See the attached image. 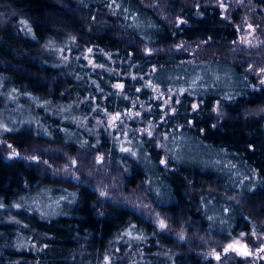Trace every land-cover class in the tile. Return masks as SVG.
<instances>
[{"label": "clouds", "instance_id": "clouds-1", "mask_svg": "<svg viewBox=\"0 0 264 264\" xmlns=\"http://www.w3.org/2000/svg\"><path fill=\"white\" fill-rule=\"evenodd\" d=\"M51 2L53 7L46 10L44 16L53 22L52 28L55 32L45 30L38 36L26 19H20L14 25L19 29L17 36L22 33L35 49L30 52L27 49L12 48L11 51L21 62H0L5 69L11 68L15 75L36 80L40 88L46 86L47 93L45 98L44 93L21 92L20 85H15L14 75L0 72V99L5 106L0 109V151L6 146L5 162H31L42 166L45 176L49 175L47 170L50 169L54 180L67 186L64 191L68 195L59 197L57 206L61 201H68L73 206L80 203L83 206L91 196L93 199L89 208L93 217L100 222L113 219L114 212L130 214L127 223L134 226L131 236L126 230L114 236L104 252L97 253L95 264H115L118 259L115 253L119 252L115 248L116 241L125 237L137 241L147 239L149 234L137 228L131 217L149 224L152 236L168 234L179 242L195 238L207 245L208 240L198 231H188L197 225V221L188 215L190 210L187 206L175 195L165 205L163 197L166 194L179 192L187 197L195 208L193 215L199 214L206 220L209 229L231 228L237 209L243 211V189L251 191L259 182L255 179L256 170L248 168L254 178L249 181L248 175L238 167V162L227 159L226 149L221 148L219 152L212 153L204 145L205 141L213 139L217 134L221 137L227 136L223 124H231L233 129L237 124H242L241 113L245 117L264 113V106L252 112L241 106L237 113L239 91L220 86V82L226 80L241 84L244 89L250 87L253 92L264 93V4H259L256 0H203L205 4L211 3L219 7L223 20L236 25L238 29H246L242 35L245 38L250 37L241 41L246 44L244 56L248 59L239 62L241 71L237 73L221 62V56L239 51L238 48H226L219 54L212 49L211 56L218 62L215 66L212 65L211 57L199 62L175 59V54L182 53H195L198 59L201 53L209 51L206 46L212 41L211 35L204 39L190 40L184 38V31L181 29V25L187 29L198 27L189 23L186 9H195L192 15L198 19L205 18L199 10L201 0ZM237 8L241 9L238 24L232 20V13ZM8 15L17 13L12 11ZM5 20V12L0 11V27ZM98 36H108L116 41L118 47L105 51L94 42L93 38ZM0 42H4L3 36H0ZM128 48L135 51L125 57L123 53ZM97 53L111 63H97L93 58ZM160 54H165V63H171L173 68H183L185 63H189L193 65V70L180 76H169L167 81L163 77L154 76L164 70L163 65H149L146 73L132 71L142 64H148ZM137 55L139 60L135 59ZM114 56L117 59H113ZM81 59L86 63L81 64ZM117 62L126 65L128 70L121 71V68L115 67ZM28 65H34L37 71H30ZM77 68L80 70L76 71ZM97 69H102L117 79H105ZM91 73H95L100 79H94ZM145 75L148 76L147 80H144ZM85 77L88 85L85 95L81 96L79 91L69 90V78L81 82L80 87L83 90ZM120 77L144 81L139 86L133 85L135 93L147 88L151 89L152 94L143 100L135 93L130 96L125 92L126 85ZM249 77H255L256 83L253 84ZM101 80L111 91L101 86ZM157 80H161L163 86ZM5 81H8V87H5ZM62 82L65 87L59 91L60 100L54 103L50 97L56 91V86ZM93 86L95 92L100 94L102 102L109 96H116L130 100L132 107L122 112H108L103 103H96ZM21 97L27 98L32 106L31 110L20 103ZM247 99L252 100L253 97L249 96ZM153 101L159 103L154 104ZM9 104L13 105L11 109H8ZM37 107L44 109L45 116L51 115L61 121L74 123L92 139L46 122L35 111ZM85 108L90 111H85ZM142 113H148V118L144 119ZM117 114L119 118L113 120L112 117ZM133 119L137 122L136 128L127 123ZM23 125H34L35 129H27L33 138L21 150L14 147L9 140H16L17 135L25 130ZM242 126L247 128V124ZM260 128L264 131V120L260 122ZM101 129L111 142V147L103 146ZM112 130H116L119 135H114ZM57 131L62 134L61 139H57ZM8 133L12 134L10 138L6 137ZM39 137L45 138V141L41 142ZM186 141L198 143L202 151L192 154L185 148ZM117 147L118 153L114 151ZM202 155L220 157L213 165L215 172L200 168L199 160ZM197 172L200 175L198 185L195 183ZM177 180L183 181V188L176 183ZM24 206L22 203H13L16 208ZM3 207L5 205L0 200V208ZM160 221L164 222V228L160 227ZM259 223L264 224V218ZM253 231L254 234L261 235L256 232L255 222ZM135 233L139 235H134ZM240 235L242 237L244 233L241 232ZM73 239L75 243H79L76 237ZM77 254H82L79 249L69 251L68 260L71 264H79L76 261ZM135 255L133 253L130 257V264H136ZM157 255L167 256L171 260L175 253L165 250ZM209 255L210 252L204 253L205 258ZM12 264L20 262L13 261Z\"/></svg>", "mask_w": 264, "mask_h": 264}, {"label": "trees", "instance_id": "trees-1", "mask_svg": "<svg viewBox=\"0 0 264 264\" xmlns=\"http://www.w3.org/2000/svg\"><path fill=\"white\" fill-rule=\"evenodd\" d=\"M259 4H264V0H256ZM53 7L51 0H0V11L5 12L6 20L3 26L0 27V36H3L4 42H0V62L11 61L13 64L20 63L21 61L17 56L11 51L12 48L15 49H27L32 52L35 46L24 38L23 34L19 32L17 27H14L20 19H26L36 30L37 35L40 36L45 30L55 32L52 28V21L48 20L44 16V12ZM204 14V19H198L192 15L195 9H186V18L189 20L190 24L198 25L197 28L187 29L184 25H181V29L184 31V38L195 40L197 38L204 39L208 35L212 36V41L206 47L209 49L208 52H203L199 55L195 53H182L175 54L176 61H190L197 60L204 61L211 57L212 65L215 66L218 62L215 57L211 56V50L215 49L217 53L223 52L226 48L240 49L239 51H233L231 53H225L221 56V62L225 65L231 67L235 72L239 73L241 69L238 64L241 60H246L248 57L244 56V50L246 45L240 46L239 44L243 32L246 29H238V27L230 22L223 20L221 16V10L219 7L208 3L205 4L201 0V6L199 9ZM15 11L17 15H8V13ZM240 8H237L232 13V20L239 22ZM167 33V29H165ZM170 37V33L168 34ZM180 33H177L179 36ZM94 42L99 45V47L104 48L105 51L113 50L118 47L115 40L110 39L108 36H98L94 37ZM232 41H236V44H232ZM248 51H255L254 49H247ZM135 50L128 48L123 55L126 57L128 53H132ZM226 56H230V59H226ZM94 60L97 63L110 64L104 56L97 53L94 55ZM113 59H117L116 56ZM135 59L139 60L140 57L137 55ZM259 59V58H257ZM167 57L165 54H160L159 57L154 58L148 64H142L137 68L132 69L133 72L146 73L149 65H163L164 70L154 74V76L163 77L164 81H167L169 76H180L186 72H191L193 70V65L185 63L183 68H173L171 63H165ZM81 64L86 63L83 59L80 61ZM115 67L121 68V71H127V66L122 65L120 62L115 64ZM28 68L32 72H36L37 68L34 65H28ZM80 69L77 68L76 71ZM67 71V70H65ZM88 71V69H85ZM105 79H111L115 81L117 78L110 76L108 73L104 72L102 69H97ZM0 72H4L8 75L15 76V85H20V91H30L34 94L44 93L45 98H47V93L45 88H40L38 82L26 76L15 75L11 68L5 69L0 63ZM94 79H100L95 73H91ZM123 80L125 87V92L130 96L135 93V86H139L144 81L139 79L133 81L129 77H120ZM148 76H144V80H147ZM253 84L256 83L255 77H249ZM87 77L83 82V90H81V82L76 81L74 78L68 79V85H71L70 91H79L80 95L83 96L88 90V85L86 83ZM157 83H163L161 80H157ZM13 85V86H15ZM8 81H5V87H8ZM101 86L105 87L106 90L111 91V89L104 84L101 80ZM220 86L228 89L232 88L233 91H239V96L237 97L236 112L239 113L241 106L247 109L249 112L264 106V93H256L249 87L247 89L243 88L241 84H234L228 81L220 82ZM65 87V84L56 86V91L52 93V101L58 102L60 100L59 91ZM243 89V90H241ZM92 92L95 94L96 103H103V106L108 112H122L132 107L130 100H124L121 97L109 96L105 101H101L100 94L95 92L94 86L92 87ZM151 89H142L141 92L135 93L140 99H146L151 95ZM252 96V100L247 98ZM67 100V97L64 98ZM175 100V96H173ZM25 101L23 104L25 106L32 107L30 102L26 97L20 98V103ZM154 104L159 102L153 101ZM4 103L0 99V109H3ZM13 105L9 104L8 109H11ZM37 107L36 112H40ZM139 108V105H137ZM85 111H90V109L85 108ZM41 112H43L41 110ZM144 119L148 118V113H142ZM51 117V118H50ZM58 118L49 116V120L46 122L57 124ZM264 120V113H260L259 116L249 115L245 117L241 113L242 124H247V128L243 127L242 124H237L233 129L231 124H223L227 136L221 137L219 134L215 135L213 139L205 141L204 148L212 153L219 152V149H226L227 159L232 160L234 163H242L243 159L239 161L237 158L233 157V153H244L249 155L251 153V160L254 163V167L257 171L256 179L258 182V187L255 191L249 195L243 189L244 199L242 201L244 207L243 211L240 212L237 209V214L231 221V228L221 229L219 227L209 229L208 222L199 214L193 215L195 213L194 206L189 203L188 199L181 200L187 208L190 210L188 215L197 221V225L189 228L188 231L192 232L194 230L202 234L205 239L208 240L207 245L202 241L191 238L185 242H179L174 236L168 234H162L158 237L150 235L152 228L149 224L145 223L136 217H131L133 223L137 228L148 233L146 240L137 241L131 239V237H125L123 240L115 242V248L119 249V252L115 253L118 259L115 264H130V257L135 253L136 264H217L214 255H209L205 258L204 253L210 252L224 257L231 252H225L222 246L230 238L234 237L241 230L249 229L250 225L253 226V222L258 224V221L262 218L260 215H256L255 211H264V131L260 128V122ZM127 123L132 127H137V122L135 119L127 121ZM25 130L21 131L16 140L10 139L9 142L13 144L14 147L18 149H23L28 145L33 136L32 133L27 131L28 128L35 129L34 125H23ZM70 129L75 130L76 133H81L84 136H88L92 139L86 132H82L77 126L68 125ZM163 127V126H162ZM114 135H119L118 132H114ZM250 133L251 135H247ZM12 134H6V137L10 138ZM57 139L62 138V134L57 131ZM102 144L105 148L111 147V142L101 133ZM239 138V139H237ZM41 142L45 141V138L39 137ZM19 141V142H17ZM210 145V147H209ZM195 147L201 148V146L196 142H185V148L192 154L198 153ZM6 146L3 151H0V200H2L5 207L0 208V234L6 236L5 240L0 239V264H12L13 261H19L20 264H71L68 260V254L71 249H79V253L76 255V261L79 264H95L97 253H103L105 248L108 246V242L113 239L114 236L122 234L125 230L129 229L127 220L130 218L129 213L124 212H114V218L111 220H105L103 222L98 221L93 217L92 211L89 208V203L92 201L93 197H88V203H84L83 206L80 203L73 206L70 205L65 211V213L59 214L53 218H46L36 210H30L25 207L16 208L13 207V203H22L24 200L34 197L35 193L39 191L40 187H48L49 185H55L58 180H54L51 175V170L48 176L44 175L45 169L42 166L35 165L28 161L14 160L11 163H6L4 156L6 154ZM117 153L119 148L114 149ZM203 168L212 169L213 172L216 169L213 167L215 160L220 159L219 156H208L203 155ZM53 183V184H52ZM132 183H135L133 181ZM177 183V182H176ZM175 186V185H174ZM183 188V187H181ZM179 193V192H177ZM34 195V196H33ZM83 195V194H82ZM23 198V199H21ZM171 202L170 195L166 194L163 197V203L167 205ZM198 202V201H197ZM75 209V210H74ZM251 210L252 216L248 219L246 218L247 213ZM14 215L7 217L8 213ZM11 216V215H10ZM18 216V217H17ZM43 217V218H42ZM84 219H81V218ZM264 218V217H263ZM235 220V221H234ZM231 232V235H229ZM28 235L33 236V241L37 242L36 248L28 249L25 246L18 247L23 239ZM134 235H139L135 233ZM17 236V237H15ZM74 237H76L79 243L74 242ZM20 238V239H19ZM218 241V243H217ZM134 243V245L130 244ZM22 244V243H21ZM24 244V243H23ZM129 244L131 247H129ZM83 246L82 248L80 246ZM140 250L139 252L137 250ZM169 250L174 252L175 255L169 260L167 256L157 255V253ZM115 251V249H114ZM223 251L225 252L223 254ZM125 252L128 254L125 255ZM217 252V253H216ZM142 253V254H141ZM233 264H245L244 261H235ZM253 264H262L261 262H253Z\"/></svg>", "mask_w": 264, "mask_h": 264}, {"label": "rangeland", "instance_id": "rangeland-1", "mask_svg": "<svg viewBox=\"0 0 264 264\" xmlns=\"http://www.w3.org/2000/svg\"><path fill=\"white\" fill-rule=\"evenodd\" d=\"M244 39H250V37L245 38V37L242 36L239 44H237V45H240V46L244 45L245 46L246 45L245 43H241V41L244 40ZM25 103H26L25 101L22 102V104H25ZM25 107L29 108L31 110V108L29 106H25ZM39 109H40V112H38V113L45 120H49V116H51V115L45 116L44 109L42 107L38 108V110ZM41 110L43 112H41ZM55 125L58 126V127L68 128L70 132H75V130L73 131V129H70L68 127V125H74L76 127V125L74 123H72V122L61 121L59 119L57 124H55ZM100 131H101V133H103V129H101ZM114 132H117V131L115 130ZM198 148L199 147H195V150L198 149ZM62 190H63V188H62ZM62 190H57L56 193H58V192L60 193ZM52 191H53L52 189L50 191H46L48 193L46 195L39 194L38 196L30 197V198L24 200L22 202V204L25 205L24 206L25 208H28V209L33 210V211L34 210L38 211L40 214H42L46 218H53V217L58 216L59 214L65 213L66 209L68 207H70L69 202L68 201H61L58 206L56 204L57 199L59 197H61V196H65V195H63L62 193H60V195H57L55 193V195H54V194H52ZM8 216L11 217V219L14 218L13 217L14 215H12L11 212L8 213L7 217ZM261 217L263 218L264 215L261 216ZM0 221H2V220H0ZM241 232L244 233V235L242 237L240 235ZM256 232L261 234V235L254 234L253 226L251 228H249V229L241 230V231L238 232L237 235H235L234 237L228 239L223 244L222 247L225 248L229 244H234V243H237V242H238V245H240L242 242H247L248 245L251 246V249H253L255 247H258L260 244H261V246H260V249H261V248H263L262 246L264 245V224H260L259 221H258V224L256 225ZM15 237H17V236H15ZM5 238H6V236L1 233L0 234V239L1 240H5ZM130 244L134 245V243H132V242H130ZM17 246L18 247L25 246V248H28V249H31V247H32V248L35 249L36 246H37V242L33 241V236L32 235H28L25 239H23L20 243H18ZM240 256L241 255L238 254V253L231 252V253L227 254L226 256H224L222 258V260L218 264H233V263H235V261ZM214 258H215V256H214ZM253 262H256V261H253ZM253 262H251V263L253 264Z\"/></svg>", "mask_w": 264, "mask_h": 264}, {"label": "flooded vegetation", "instance_id": "flooded-vegetation-1", "mask_svg": "<svg viewBox=\"0 0 264 264\" xmlns=\"http://www.w3.org/2000/svg\"><path fill=\"white\" fill-rule=\"evenodd\" d=\"M198 153L202 151L201 148H198L197 149ZM233 157L237 158L239 161H241V159H243L242 163H239L238 167L242 168L244 170V174L245 175H248V179L249 181H252L254 178L252 177L251 173L248 172V168H251V169H255L254 167V163L252 162V160L250 159L251 158V153L249 155H245L244 153H240V154H237L236 152L233 153L232 155ZM202 158H203V155L200 157V160H199V164H200V168H203V164H202ZM256 174H257V171H256ZM256 179V177H255ZM257 180V179H256ZM199 181H200V175H199V172L196 173L195 175V183L198 185L199 184ZM177 184L180 185V187H184V183L182 180H177L176 181ZM245 183H248V181H245ZM53 184V183H52ZM258 183L255 184V187L251 189V191H249L247 188H245L244 190L247 192V195H249L250 197V194H252L255 189L258 187ZM67 187L66 185H63L61 184L59 181L57 183H55V185H49L48 187H40L39 191H37V193H35V196H38L39 194H48L46 191H50L51 189L53 190L52 191V194L55 195L56 191L57 190H63L60 192L62 193L63 195H68V192H65L64 191V188ZM71 191V189L69 188V192ZM60 193H56L57 195H60ZM82 195V193H81ZM170 195V199L172 198V195H175L176 197H178L179 199L181 200H185L187 199V197L183 196L181 193H175V194H169ZM34 196V195H33ZM91 197V196H89ZM256 215H260V216H263L264 215V211L260 210V211H255ZM252 216V213H251V210L247 213V216L246 218L248 219L249 221V218ZM235 221V220H234ZM251 222V221H249ZM250 228L252 227V225L249 226ZM245 243L247 245V248L248 250L250 251L251 255H247V256H244V255H241L240 257H238V259L236 261H239V262H242V260L245 262V264H252L251 262L253 261H256V262H261L262 264H264V251H260V246L261 244L258 246V247H255L253 249H251V246L248 245L247 242H242L241 244ZM238 245V244H237ZM264 248V247H263ZM228 252H234V253H238L237 251H233V250H229ZM225 252L223 251V254ZM220 256V255H219ZM223 258V257H222ZM222 258L220 257V259H215L216 263L218 264Z\"/></svg>", "mask_w": 264, "mask_h": 264}, {"label": "snow or ice", "instance_id": "snow-or-ice-1", "mask_svg": "<svg viewBox=\"0 0 264 264\" xmlns=\"http://www.w3.org/2000/svg\"><path fill=\"white\" fill-rule=\"evenodd\" d=\"M116 87H121V85H116ZM118 118H119V114L112 117L113 120H116ZM123 150L126 151L127 149H123ZM99 159L100 158L98 157V160ZM160 227L161 228L165 227L163 221H160ZM133 228H134V226H129V229L126 230V232L129 236H131ZM135 238L139 239L140 237H135ZM237 244H238V242L234 243V244H229L227 247H225L224 251L228 252L229 250H233V251H237L238 254H240V255H244V256L251 255V253L247 250V247L245 245H239V247H237ZM259 250L264 251V248H261ZM211 255H214L216 259H220V256L218 254L212 253Z\"/></svg>", "mask_w": 264, "mask_h": 264}, {"label": "water", "instance_id": "water-1", "mask_svg": "<svg viewBox=\"0 0 264 264\" xmlns=\"http://www.w3.org/2000/svg\"><path fill=\"white\" fill-rule=\"evenodd\" d=\"M240 245H245L246 247H247V245L245 244V243H243V244H240ZM227 247V246H226ZM237 247H239V245H237ZM262 247H264V245L262 246ZM247 250H248V248H247ZM249 251V250H248ZM250 252V251H249Z\"/></svg>", "mask_w": 264, "mask_h": 264}]
</instances>
